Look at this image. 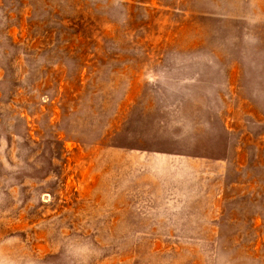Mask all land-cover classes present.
Segmentation results:
<instances>
[{"label":"rangeland","instance_id":"374dc122","mask_svg":"<svg viewBox=\"0 0 264 264\" xmlns=\"http://www.w3.org/2000/svg\"><path fill=\"white\" fill-rule=\"evenodd\" d=\"M0 264H264V0H0Z\"/></svg>","mask_w":264,"mask_h":264}]
</instances>
